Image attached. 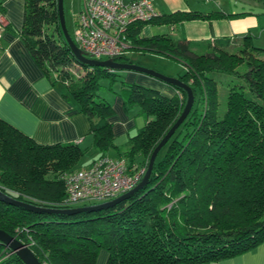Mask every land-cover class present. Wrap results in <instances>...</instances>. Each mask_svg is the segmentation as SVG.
<instances>
[{
	"label": "trees",
	"instance_id": "16d2710c",
	"mask_svg": "<svg viewBox=\"0 0 264 264\" xmlns=\"http://www.w3.org/2000/svg\"><path fill=\"white\" fill-rule=\"evenodd\" d=\"M219 11L159 15L135 23L133 49L182 61L192 108L158 152L149 179L127 199L90 212H37L0 201V229L29 245L44 264H205L239 255L264 241V48L245 35L202 47L167 35L145 37L146 23L231 17ZM7 25L4 26L5 29ZM23 43L48 75L64 83L90 123L91 148L147 167L148 158L180 115L186 92L138 83L121 88L124 109L145 119L124 150L113 143L114 110L97 94L110 68L82 64L65 42L57 0H25ZM117 61L133 62L117 57ZM71 66L78 67L75 71ZM242 66L243 70L239 67ZM82 69V72H79ZM165 149L161 158L158 156ZM89 149L40 144L0 119V190L43 207L65 196L58 175L77 169ZM0 264H25L0 242Z\"/></svg>",
	"mask_w": 264,
	"mask_h": 264
},
{
	"label": "crops",
	"instance_id": "0c3cea01",
	"mask_svg": "<svg viewBox=\"0 0 264 264\" xmlns=\"http://www.w3.org/2000/svg\"><path fill=\"white\" fill-rule=\"evenodd\" d=\"M150 1L154 11L161 16L189 11L204 14L219 11L234 16L194 19L170 25L154 21L143 26L141 33L145 37L164 34L174 40L185 39L197 44L196 50L197 46L202 47L208 42L215 44L220 40H228L231 44L240 43L245 35L252 37L253 44L254 40L259 39L264 43V12L255 11L251 3H233L227 8L221 2L213 0ZM83 2L84 0H71L70 4L75 6L77 13ZM0 11L3 22L7 25L0 31V119L37 143H77L81 148L89 149L77 168L88 166L100 156L97 149L91 148L93 137L89 119L80 111L66 85L55 80L52 74L48 76L23 43L21 30L25 0H0ZM262 43L259 45L264 46ZM132 52L140 53V50L133 49ZM183 67L185 69L184 64ZM168 75L177 77L180 74L176 72ZM137 77L131 73L128 75V79H133L131 82L157 89L167 96L173 94V90L165 83H155L148 78L137 82ZM112 101L114 113L109 122L112 125L113 143L119 148L125 147L128 138L139 128L134 119L136 114L124 109L122 97L119 95L114 96ZM107 154L112 155L115 152L110 150ZM85 159L89 160L83 163ZM104 255L103 264L107 253ZM205 264H264V241L239 255Z\"/></svg>",
	"mask_w": 264,
	"mask_h": 264
},
{
	"label": "built area",
	"instance_id": "2783aa9c",
	"mask_svg": "<svg viewBox=\"0 0 264 264\" xmlns=\"http://www.w3.org/2000/svg\"><path fill=\"white\" fill-rule=\"evenodd\" d=\"M158 16L150 0H84L74 15L72 38L92 58L125 57L133 50L130 34L135 23L149 22ZM4 26L0 11V31ZM145 171V166H129L120 156H99L88 166L58 175L65 191L59 204L67 208L111 200L132 189Z\"/></svg>",
	"mask_w": 264,
	"mask_h": 264
},
{
	"label": "water",
	"instance_id": "95a60500",
	"mask_svg": "<svg viewBox=\"0 0 264 264\" xmlns=\"http://www.w3.org/2000/svg\"><path fill=\"white\" fill-rule=\"evenodd\" d=\"M57 10H58V18L60 23V29L63 35L65 42L70 48L76 60L82 64H87L91 66H99L110 68L112 70H133L136 72H140L151 76L159 81L164 82L165 84L175 86L183 89L186 92V101L184 107L177 117L175 122L169 127L164 136L159 140L157 145L154 147L148 158V164L146 167L145 174L141 178V180L129 191L111 199L108 201L88 204L77 207H67V208H54V207H43L39 205H35L33 203L25 202L19 199H16L7 193L0 190V201L5 202L10 205H15L19 207H23L29 210L37 211V212H47V213H56V214H73L78 212H90L98 209L107 208L109 206H113L114 204L121 202L128 197H130L134 192L139 190L143 185H145L149 179L153 164L155 162L156 156L163 145L168 141V139L172 136L175 130L181 125V123L185 120L187 115L189 114L192 105L194 103V94L193 90L189 84L181 81L178 77L164 75L154 69L143 67L139 64L132 62H121L112 58L107 59H95L90 57L87 53L83 52L74 42L72 36L69 34L63 12V0H57ZM0 242L7 246L13 253L18 255V257L25 264H42L38 258L34 255L28 244L22 242L16 237L10 235L6 231L0 229Z\"/></svg>",
	"mask_w": 264,
	"mask_h": 264
},
{
	"label": "rangeland",
	"instance_id": "374dc122",
	"mask_svg": "<svg viewBox=\"0 0 264 264\" xmlns=\"http://www.w3.org/2000/svg\"><path fill=\"white\" fill-rule=\"evenodd\" d=\"M71 0H63V12H64V19H65V24L67 27V30L69 32V34L71 36H73L74 34V14L76 13V8L75 6L72 7V5L70 4ZM214 2H221L225 7H229V5L231 4H240V2H242L243 5H248L249 3L252 4L253 8L255 9V11L260 10L259 12L263 13L264 12V0H213ZM73 8V9H72ZM262 43L261 39H259L258 41L254 40V44L256 46L259 47H263L259 45V43ZM264 44V43H262ZM137 51V50H136ZM128 57L131 58V60L134 61V63H138L139 65L146 67V68H150V69H154L164 75H168V74H174L176 72H179V74H183L185 69L183 67V62L179 61L177 59H174L172 57L169 56H165V55H160V54H156V53H135L132 52L130 54H128ZM102 59H106V57H102ZM72 70H76L78 67H73L71 66ZM240 70H243V67L240 66L239 67ZM115 71V76L113 78H102L99 80V84L100 87L97 90V94L101 97L104 98L106 100L109 101V103H111L112 107H113V103L114 101H112V98L114 96H120L122 95V91L121 88H128L127 83H132L131 81L133 79H128V75L129 73H131V75H136L138 76L136 81L140 82L142 78H148L151 79L152 81H154L155 83H164L162 81H159L151 76L145 75L143 73H138V72H134V71H130V70H114ZM79 72H82V69H80ZM170 76V75H168ZM132 77V76H131ZM129 80V81H127ZM131 80V81H130ZM123 101V98H122ZM137 108H133L131 111L133 114H136ZM115 115H117V113H115ZM135 122L137 124V127H141L144 125L145 123V119L143 116L141 115H136L134 117ZM121 151L124 150L123 146H121L119 148ZM165 149H162L158 159L161 158V156L163 155ZM115 155V154H112ZM89 159H85L83 161L86 162ZM94 203H99V202H84V203H79L74 205V207L77 206H83V205H88V204H94ZM106 252L105 251H101L98 258H97V263L96 264H103L104 261V257ZM104 255V256H103Z\"/></svg>",
	"mask_w": 264,
	"mask_h": 264
}]
</instances>
